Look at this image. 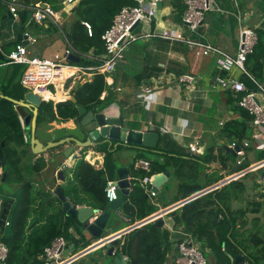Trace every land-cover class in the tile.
<instances>
[{
	"label": "crops",
	"instance_id": "0c3cea01",
	"mask_svg": "<svg viewBox=\"0 0 264 264\" xmlns=\"http://www.w3.org/2000/svg\"><path fill=\"white\" fill-rule=\"evenodd\" d=\"M10 3L11 0H0V6L4 9L0 11L2 43L0 89L8 85L11 79V67L14 64L9 63L8 56L17 45L24 44L30 55L38 58L54 59L56 56H64L67 50L73 52L61 30L63 26L69 24L72 14L64 10L62 4L58 10L53 8L60 17L57 24L50 19L38 23L32 18L30 22H27L29 14H32L29 9L21 8L19 19L15 18L10 11ZM22 11H28L24 22ZM185 12L184 0H162V4L157 6V14L150 29L161 32L169 28L189 35L184 23ZM9 13L13 15V18L9 17ZM263 25L264 0H213V9L206 14L198 32L191 34L190 37L208 42L234 56L238 51L240 26L260 29ZM21 29L23 37L28 33L36 42H28L25 37L24 41H21L19 37ZM185 74L193 75L196 79L195 90L192 92H188L179 82L178 77ZM242 75L236 67L220 68L215 56H197L194 50L184 43H171L160 38H150L132 44L124 60L107 77V89L101 99L109 97L110 103L104 104L103 108L98 105L93 110L106 109L109 115L121 118L135 131L157 132L160 135L158 148L143 153L135 148L120 147L116 142L110 145L107 140L105 144H101L105 141L101 139L86 142L88 146L84 149L74 143H67L36 155L35 160L44 156L48 167L34 180V186L37 189L36 201L29 219L27 235L44 226L50 215L58 214L61 208H64L63 201L55 195L57 188L67 187L69 193L65 196L74 207L96 209L97 207L88 204L87 200L90 197L87 193L82 192L77 197L74 192H70L69 187L72 181L78 185L75 177L82 161L95 170L102 171L105 170L106 155L110 153L115 172L106 173V177L108 180L118 182V171L128 170L132 183L130 194L137 181L146 191V184L138 177L139 171H142L137 167L138 160L157 162L158 165L165 166L156 174L164 171L171 174L170 179L160 189L159 195L146 191L148 204L154 208V212L143 219L137 218L133 222L124 211L127 199L125 197L130 194L123 195L118 189V199H121L123 204L115 213L116 217L110 220L108 228L113 230L114 234L129 229L130 231L121 238L122 242L135 229L148 224L156 225L157 221L149 222L146 219L170 209L164 217L165 226L156 225L164 229L168 235L167 239L161 242L162 251H166L164 264H176V258L179 256L178 245L186 237H192L207 258L208 264H264V183L262 182L264 170L249 171L238 180L222 188L213 189L225 177L238 172L239 158L236 153L227 151L225 146L230 148L233 143H236L241 147L244 142L248 143L244 149V163L240 170L264 161V157L262 158L264 150L256 148L254 142L256 128L251 122H247V132L250 136L245 139L246 141L239 142L236 137L231 136L230 127L236 121H241L242 108L235 102L232 92L224 88L223 84L232 78L241 80ZM94 77L95 75L88 77L86 82L70 81L64 85H51L50 96L48 94L43 102H53L57 112L56 106L65 105L69 101L73 102L72 98H76L74 90L79 84L91 82ZM16 79L19 80L18 77ZM19 83L22 86L21 78ZM146 86L153 87L154 92L149 95L144 94L142 89ZM22 88L25 89L23 86ZM25 90L26 93L17 92V98L5 96L1 91L0 96L24 101L29 93L27 89ZM73 103H77V99ZM25 117L24 112L20 117L24 128ZM38 120L44 122L40 120V107ZM56 120H61L63 126H76L74 119L66 120L58 113L55 120L46 119L45 122L55 123ZM28 138L30 140L29 136ZM190 145L197 146L198 153L192 152ZM72 148L73 153L67 157ZM121 150H127L133 156L132 159L126 160L120 153ZM75 155L78 156L77 159ZM61 170L64 172V181L57 178V173ZM0 172L3 174L2 168ZM154 175L148 178L153 179ZM5 190L7 193H12L16 188L9 186ZM198 193L202 194L191 199ZM198 199L201 200L200 208H205V212L201 217L193 219L190 224L183 217V212ZM78 200L81 201L79 204L76 203ZM182 201L188 202L182 204ZM210 201L212 205L205 207ZM1 211L0 191V216ZM172 212H175L174 216ZM73 220L81 224L76 218ZM1 221L0 218V223ZM135 224L139 225L134 226ZM81 227L82 235L74 228L69 231L75 238V243H71L62 235L68 241V249H70L64 253V256L75 258L71 264H119L115 259L117 248L114 256H109L104 247L94 248L90 243L91 236L83 230V226ZM1 229L0 226V241L2 240ZM121 256L124 260L127 258L128 263L125 260L127 264H132L126 255L121 254Z\"/></svg>",
	"mask_w": 264,
	"mask_h": 264
},
{
	"label": "trees",
	"instance_id": "16d2710c",
	"mask_svg": "<svg viewBox=\"0 0 264 264\" xmlns=\"http://www.w3.org/2000/svg\"><path fill=\"white\" fill-rule=\"evenodd\" d=\"M18 1L24 6L48 3L56 10L62 2V0ZM134 5H136L134 0H81L75 5L71 10L72 17L69 19V24L63 26L61 30L73 53L79 56L81 61L79 63L69 61V63L82 67L99 66L101 64L100 58L105 54V46L102 40L104 32L112 25L115 16L123 7ZM3 10V7L0 6V11ZM27 15L28 11H22L23 22L26 20ZM84 22L91 25V36ZM40 27L43 28V26ZM56 30H58V27H56ZM258 33V45L255 53L248 59L246 68L251 75L262 79L264 74V25L258 30ZM11 70L12 76L9 84L4 88L2 87L0 91L5 96L17 98V92H27L19 83L26 66L14 64ZM241 80L253 87V84L245 75H242ZM106 89V76L97 73L93 81L79 84L75 88L74 94L77 103L69 101L65 105H58L56 106L58 110L56 112L53 102H43L40 106V120L44 122L46 119L55 120L56 113H58L66 120L72 118L79 121L81 119L79 107L90 111L98 105L103 108L104 104L110 103L109 97L104 100L101 99ZM240 111L242 119L233 123L230 131L232 137H236L239 142H243L250 136L247 132V122H252L253 118L243 109ZM23 113L22 107L0 96V161H3L7 156V164L2 168L3 174L0 175L2 198L0 216L2 221L0 226L2 227L1 242L9 248L8 258L2 264H35L39 262L38 256L57 237L64 235L71 243H75V238L69 232L71 228L82 235V225L69 217L63 207L58 214L50 215L44 226L37 228L29 236L27 235L29 219L36 201L37 189L34 186V180L37 175L48 167V162L44 156L35 160L37 156L31 151L30 140L20 119ZM111 158L112 154L107 153L105 170L102 171H97L88 163L82 161L78 166L75 177L78 185L75 184V181H72L69 187L70 192H74L77 197L82 192L87 193L90 197L87 200L88 204L97 207L99 210H105L110 205L105 188L108 181L106 173L115 172V166ZM151 164L152 168L149 173L139 171L138 177L140 179L152 176L165 167L158 165L157 162H151ZM5 173L7 176L3 181ZM135 184L132 193L125 197L127 199L124 206V211L130 216L132 222L137 218L143 219L154 212V208L148 204L146 191L138 181ZM9 186H13L16 190L12 193L5 192V189ZM61 190L64 195H68L69 192L66 186L62 187ZM80 202L78 200L76 203L79 204ZM200 203L201 200H196L186 208L188 211L184 210L183 212V217L190 224L193 219L201 217L205 212V208H200ZM211 205L212 202L210 201L205 207ZM6 222H9V227L6 226ZM189 230L193 231L195 229ZM167 237V232L162 228H158L155 224L145 225L130 232L124 242L119 241L116 247V255H126L132 264H164L166 251H162L161 242ZM26 241L27 245L25 246ZM83 246L86 247L87 245Z\"/></svg>",
	"mask_w": 264,
	"mask_h": 264
},
{
	"label": "built area",
	"instance_id": "2783aa9c",
	"mask_svg": "<svg viewBox=\"0 0 264 264\" xmlns=\"http://www.w3.org/2000/svg\"><path fill=\"white\" fill-rule=\"evenodd\" d=\"M81 0H62L61 4L64 10L71 12L73 7ZM136 5L123 7L115 16L112 25L104 32L102 40L105 46V54L100 58L101 64L96 67H82L72 65L67 59L71 50H67L64 56H56L54 59L38 58L31 56L24 44H19L9 54L8 59L10 64H21L26 66V70L21 77L22 86L29 92H33L45 99L49 94L51 85H64L68 82H86L87 78L95 74H103L109 77L124 60L129 47L139 40H147L150 38H160L167 40L171 43H184L191 47L197 56L209 57L215 56L218 61V66L222 69H230L232 67L238 68L243 75H245L250 84L238 79L232 78L223 84L224 88L232 92L235 102L245 110L253 119L252 126L256 128L254 134V142L256 148L264 150V74L262 79H258L251 75L247 68L246 63L250 56L255 53L256 46L259 42V33L257 28L248 26H240L239 28V46L236 55H230L222 49L215 47L208 42L192 39L190 35L196 34L200 27L203 25L206 14L213 9V0H184L186 4V12L184 15V23L187 27L189 35L182 31L173 29H164L161 32H155L150 29V25L157 14V6L159 0H134ZM29 9L32 12V18L36 22L42 23L45 19L59 24L60 17L53 7L46 3L32 4L29 6L22 5L18 0H11L10 11L15 18L19 19L20 9ZM138 26L133 29L137 24ZM88 29V33L92 35L91 25L84 22ZM28 42H36L28 33L24 35ZM0 40V46H1ZM179 82L184 85L188 92L195 90V77L190 74L181 75L178 77ZM144 94H152L153 87H143ZM27 141V138H26ZM239 144L233 143L231 148L236 149ZM248 143H243L236 155L239 158L238 165L241 167L244 163L243 157L245 155L244 149ZM190 149L194 153H198V148L195 145H190ZM1 162V161H0ZM137 167L145 172L151 171V162L147 160H138ZM264 170V161H259L251 167L244 168L235 172L223 180H221L216 188H222L228 185L249 171ZM2 174V172H0ZM151 179L146 177L143 183H147ZM262 182L264 183V172L262 173ZM118 184L117 181L108 180L105 188V193L108 201L112 203L118 199ZM162 214L158 213L149 217V222L157 221L159 218L165 220V215L169 212ZM166 211V210H164ZM148 220V219H146ZM166 224V223H165ZM9 226V222H6ZM135 224L134 226H138ZM122 234L116 233L108 238V243L118 239L119 241L124 234L129 232V229ZM68 241L65 237L60 236L44 249L40 256L41 264H71L75 258L64 256L68 249ZM179 256L176 258V264H208L202 250L194 243L192 237L184 238L178 245ZM9 248L6 244L0 241V264L4 263L8 258ZM127 262V258L125 259ZM128 263V262H127Z\"/></svg>",
	"mask_w": 264,
	"mask_h": 264
},
{
	"label": "water",
	"instance_id": "95a60500",
	"mask_svg": "<svg viewBox=\"0 0 264 264\" xmlns=\"http://www.w3.org/2000/svg\"><path fill=\"white\" fill-rule=\"evenodd\" d=\"M161 4L162 0H159L158 5L160 6ZM9 17L13 18V15L9 13ZM31 19L32 14H29L27 22H30ZM138 24L139 23H137L133 29L136 28ZM22 32L23 30L21 29V34L19 37L21 41H24ZM67 59L73 63H79L81 61V58L74 53H70L67 56ZM4 98L13 102L15 105L22 107L26 113L24 125L27 135L30 137L31 151L35 155H41L50 149L65 145L67 143H74L81 149H84L88 146L86 142L99 141L101 139L105 140L104 142H101V144H105L107 140L110 145L111 143L116 142L120 147L135 148L143 153L154 151L158 148V140L160 135L157 132L135 131L134 129L128 127V125L124 123L121 118H116L109 115L106 109L103 111H99V109L86 111L84 108H80L79 112L81 119L79 121L75 120L76 126L69 127L63 126L61 120H56L55 123L39 122V107L43 103V99L41 96L33 92L27 93L24 101H18L10 97ZM72 101L76 102V98L73 97ZM251 143L254 144L252 141ZM225 149L230 153L235 154L236 151L240 149V146L237 145L236 149L225 146ZM72 153L73 148L67 157H69ZM75 156V159H77L78 156ZM6 164L7 156L3 161L0 162V168L5 167ZM239 170L240 166L237 168V171ZM118 174V188L121 190L123 195L127 196L130 194L132 188V183L129 179V171L126 169H121L118 171ZM6 176L7 174L5 173L3 176V181H5ZM170 177L171 174L168 171L155 174L153 179L146 183V191L153 195H159L160 189L167 183ZM57 178L60 181H64V172L62 170L58 171ZM215 188L216 186L213 187V189ZM199 194L202 193L194 195L191 199H193L195 196H198ZM55 195H58V197L63 201V206L67 212V215L73 219L76 218L83 226V230H85L91 236V246H94V248L104 247L107 249V254L109 256H114L115 249L119 244V240L116 239L108 243L107 240L105 242L103 239L114 235L113 230L108 228V225L110 220L116 217L115 213L119 211L123 201L121 199H117L116 201L110 203L107 209L100 211L99 209L96 210L90 207H74L67 200V197L63 194L60 188L55 190ZM183 198L184 197L182 196L181 199L183 200ZM187 202L188 201H182V204ZM161 212L164 214L167 212V210ZM172 213L174 216L175 212ZM149 220L150 219L146 221ZM165 223L166 222L163 218H159L156 222V225L159 227H164ZM123 232L125 231H121L120 233L122 234ZM69 250L70 249H67V251ZM115 259L119 264H127L121 255H117ZM35 264L41 263L37 262Z\"/></svg>",
	"mask_w": 264,
	"mask_h": 264
},
{
	"label": "rangeland",
	"instance_id": "374dc122",
	"mask_svg": "<svg viewBox=\"0 0 264 264\" xmlns=\"http://www.w3.org/2000/svg\"><path fill=\"white\" fill-rule=\"evenodd\" d=\"M120 153L122 154V155H124V158H126V160H128V159H132V155L127 151V150H121L120 151ZM255 153H256V151H255ZM258 153V152H257ZM122 157V156H121ZM264 157V154H263V156H262V158Z\"/></svg>",
	"mask_w": 264,
	"mask_h": 264
},
{
	"label": "clouds",
	"instance_id": "9594fccd",
	"mask_svg": "<svg viewBox=\"0 0 264 264\" xmlns=\"http://www.w3.org/2000/svg\"><path fill=\"white\" fill-rule=\"evenodd\" d=\"M1 169V168H0Z\"/></svg>",
	"mask_w": 264,
	"mask_h": 264
}]
</instances>
